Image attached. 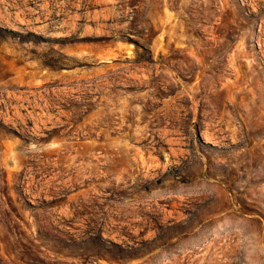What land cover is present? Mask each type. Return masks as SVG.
<instances>
[{"label": "rangeland", "instance_id": "1", "mask_svg": "<svg viewBox=\"0 0 264 264\" xmlns=\"http://www.w3.org/2000/svg\"><path fill=\"white\" fill-rule=\"evenodd\" d=\"M211 252L264 264V0H0V264Z\"/></svg>", "mask_w": 264, "mask_h": 264}, {"label": "bare ground", "instance_id": "2", "mask_svg": "<svg viewBox=\"0 0 264 264\" xmlns=\"http://www.w3.org/2000/svg\"><path fill=\"white\" fill-rule=\"evenodd\" d=\"M204 139H205V142L206 143H210V144H212V145H215V143L213 142V140H211V138H209V137H207V136H205L204 137ZM209 224H213V218H211L210 219V221H209ZM212 247V246H211ZM226 250V249H225ZM226 252V251H225ZM213 252H211V257H210V260L208 261V264H215L214 262H213V254H212ZM227 253V252H226Z\"/></svg>", "mask_w": 264, "mask_h": 264}]
</instances>
